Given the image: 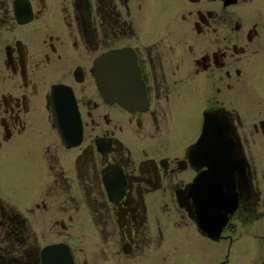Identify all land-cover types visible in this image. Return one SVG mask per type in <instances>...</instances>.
Wrapping results in <instances>:
<instances>
[{"label":"flooded vegetation","instance_id":"af4514ba","mask_svg":"<svg viewBox=\"0 0 264 264\" xmlns=\"http://www.w3.org/2000/svg\"><path fill=\"white\" fill-rule=\"evenodd\" d=\"M0 264H264V0H0Z\"/></svg>","mask_w":264,"mask_h":264},{"label":"water","instance_id":"95a60500","mask_svg":"<svg viewBox=\"0 0 264 264\" xmlns=\"http://www.w3.org/2000/svg\"><path fill=\"white\" fill-rule=\"evenodd\" d=\"M112 56L113 54L108 53L100 60V70L104 72L102 78H107V66ZM102 88L104 93L109 95L108 83L102 81ZM212 126L210 122L206 123L196 150V155L200 156L203 159V164L208 166V170L203 172L198 180L202 185L206 184L205 181H212L213 190H208L205 193L206 197H201V199L206 198L204 202L207 206L212 207L213 213L223 217L224 214L220 212L221 210L232 211L237 204V194L231 193V190H233V172L234 169H240L239 165L242 166V163L237 159L236 161L233 160L234 150L232 143L229 148H207L208 144L216 140V131L214 126L211 128ZM225 138L226 136L223 139L225 140ZM219 139L221 138L219 137ZM225 188H227V191H225ZM201 191L203 192L202 189ZM224 221L225 218H223Z\"/></svg>","mask_w":264,"mask_h":264},{"label":"bare ground","instance_id":"6f19581e","mask_svg":"<svg viewBox=\"0 0 264 264\" xmlns=\"http://www.w3.org/2000/svg\"><path fill=\"white\" fill-rule=\"evenodd\" d=\"M239 161V160H238Z\"/></svg>","mask_w":264,"mask_h":264}]
</instances>
